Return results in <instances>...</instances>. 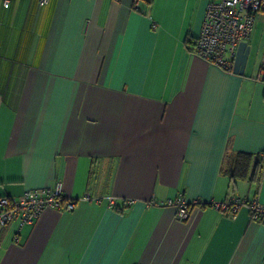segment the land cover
Wrapping results in <instances>:
<instances>
[{"label": "crops", "instance_id": "obj_1", "mask_svg": "<svg viewBox=\"0 0 264 264\" xmlns=\"http://www.w3.org/2000/svg\"><path fill=\"white\" fill-rule=\"evenodd\" d=\"M206 5L0 0V198L60 183L76 201L1 227L0 264H264V224L212 206L264 207V174L227 172L264 154V23L225 72L193 52ZM178 197L199 202L186 221Z\"/></svg>", "mask_w": 264, "mask_h": 264}, {"label": "built area", "instance_id": "obj_2", "mask_svg": "<svg viewBox=\"0 0 264 264\" xmlns=\"http://www.w3.org/2000/svg\"><path fill=\"white\" fill-rule=\"evenodd\" d=\"M49 0H39L44 6ZM206 10L200 34L195 42L194 54L225 72L232 73L238 46L247 42L258 18L264 23V0H206ZM8 8V0H4ZM256 81H264V43ZM84 200L90 198L84 197ZM96 201V200H95ZM114 205L113 199H108ZM76 201L69 200L63 193L60 183L52 187L27 190L18 198H0V228L15 221L21 228L33 225L48 210L57 213L73 211ZM169 206L176 208L177 218L186 221L191 209L198 201L186 202L182 197L169 200ZM220 212L235 213L240 207H247L251 219L264 221V207L257 201L247 204L238 199L212 203Z\"/></svg>", "mask_w": 264, "mask_h": 264}, {"label": "trees", "instance_id": "obj_3", "mask_svg": "<svg viewBox=\"0 0 264 264\" xmlns=\"http://www.w3.org/2000/svg\"><path fill=\"white\" fill-rule=\"evenodd\" d=\"M187 43L189 44V42ZM190 44L192 43L190 42ZM261 155L236 154L227 170L230 179H248L249 182L259 185L264 174V154ZM251 163H253L252 169L250 167ZM257 222L264 224L263 220Z\"/></svg>", "mask_w": 264, "mask_h": 264}, {"label": "water", "instance_id": "obj_4", "mask_svg": "<svg viewBox=\"0 0 264 264\" xmlns=\"http://www.w3.org/2000/svg\"><path fill=\"white\" fill-rule=\"evenodd\" d=\"M250 53V46L247 42H243L238 46L236 57L234 60L233 73L242 76L247 64Z\"/></svg>", "mask_w": 264, "mask_h": 264}, {"label": "rangeland", "instance_id": "obj_5", "mask_svg": "<svg viewBox=\"0 0 264 264\" xmlns=\"http://www.w3.org/2000/svg\"><path fill=\"white\" fill-rule=\"evenodd\" d=\"M262 24H263L262 20L260 18H258L256 20V22H255V26H254V30H253V33H252V37L249 40L250 41V44L253 45V50H252L251 57L258 50V47L256 46V42H257L258 36L260 35V32H261V30L263 28V25ZM261 56H262V53H261ZM260 59H261V57H260Z\"/></svg>", "mask_w": 264, "mask_h": 264}]
</instances>
